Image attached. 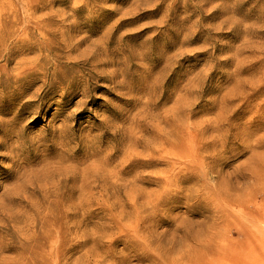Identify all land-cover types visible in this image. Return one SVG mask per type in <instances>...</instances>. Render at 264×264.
I'll return each mask as SVG.
<instances>
[{"label":"rangeland","instance_id":"1","mask_svg":"<svg viewBox=\"0 0 264 264\" xmlns=\"http://www.w3.org/2000/svg\"><path fill=\"white\" fill-rule=\"evenodd\" d=\"M0 264H264V0H0Z\"/></svg>","mask_w":264,"mask_h":264}]
</instances>
